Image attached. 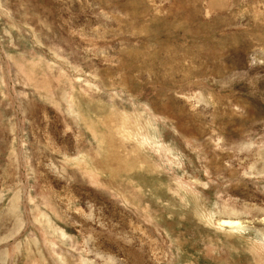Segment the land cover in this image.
Masks as SVG:
<instances>
[{
  "label": "rangeland",
  "instance_id": "374dc122",
  "mask_svg": "<svg viewBox=\"0 0 264 264\" xmlns=\"http://www.w3.org/2000/svg\"><path fill=\"white\" fill-rule=\"evenodd\" d=\"M0 264H264V0H0Z\"/></svg>",
  "mask_w": 264,
  "mask_h": 264
}]
</instances>
